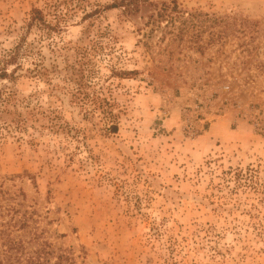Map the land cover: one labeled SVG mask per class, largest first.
<instances>
[{"label": "rangeland", "instance_id": "rangeland-1", "mask_svg": "<svg viewBox=\"0 0 264 264\" xmlns=\"http://www.w3.org/2000/svg\"><path fill=\"white\" fill-rule=\"evenodd\" d=\"M111 1L0 0V258L264 264V0Z\"/></svg>", "mask_w": 264, "mask_h": 264}, {"label": "trees", "instance_id": "trees-1", "mask_svg": "<svg viewBox=\"0 0 264 264\" xmlns=\"http://www.w3.org/2000/svg\"><path fill=\"white\" fill-rule=\"evenodd\" d=\"M68 2V1H67ZM66 2V4H67ZM180 3L178 0L168 1H159V0H112L108 7L109 8H121L123 12L128 15L138 14L144 12L145 10L150 9L149 18L157 19L166 15L167 11H180ZM97 9H95L96 11ZM93 11H91L92 13ZM86 13L85 15H89ZM40 24V26L46 27L49 30L56 29L57 25L60 24V21L56 25L50 23L46 19L43 9L39 7H34L32 9L31 20L28 25ZM19 52V44L16 49L8 53V57L3 59V65L0 66V77L8 78L14 75L19 63H17V54ZM8 63H15V67L8 72L6 65ZM101 97L97 96L95 99V107L93 109V114L96 111H100L104 116H110L111 121L109 122L108 130L112 132L118 131V123L115 118V115L111 109V105L107 103L108 101L103 102L100 100ZM23 243L18 240L13 244L8 245V252L10 254L6 255L5 258H0V264H79L76 261L74 253L70 248L56 247L48 241H42L36 249L31 252L23 251ZM14 250V252H13ZM21 250V254L18 251Z\"/></svg>", "mask_w": 264, "mask_h": 264}]
</instances>
